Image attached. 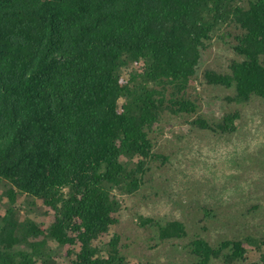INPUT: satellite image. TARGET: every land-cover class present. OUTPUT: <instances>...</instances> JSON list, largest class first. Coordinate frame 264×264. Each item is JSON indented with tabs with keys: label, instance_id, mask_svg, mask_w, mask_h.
Segmentation results:
<instances>
[{
	"label": "trees",
	"instance_id": "16d2710c",
	"mask_svg": "<svg viewBox=\"0 0 264 264\" xmlns=\"http://www.w3.org/2000/svg\"><path fill=\"white\" fill-rule=\"evenodd\" d=\"M238 1L0 0V183L7 198L0 264H57L47 239L66 249L71 264H132L119 253L118 234L93 241L117 222L113 190L139 189L155 157L153 125L165 112H196L186 90L219 23L242 29L234 49L243 60L229 74L205 70L204 78L234 85L239 101L264 100V0L248 8ZM138 62L144 71L122 84V69ZM235 118L218 128L226 131ZM194 124L211 127L201 118ZM22 197L26 212L40 200L54 213L45 230L20 213ZM157 227L161 239L184 234L177 221ZM222 245H232L228 261L242 256L240 243ZM193 253L207 264L221 247L197 240Z\"/></svg>",
	"mask_w": 264,
	"mask_h": 264
},
{
	"label": "rangeland",
	"instance_id": "374dc122",
	"mask_svg": "<svg viewBox=\"0 0 264 264\" xmlns=\"http://www.w3.org/2000/svg\"><path fill=\"white\" fill-rule=\"evenodd\" d=\"M253 1L239 0L238 4L248 8ZM241 34L239 25L230 20L210 33L186 90L196 112H165L153 125L149 137L155 157L136 192L113 190L120 204V210L113 213L117 222L94 245L105 244L118 234L119 253L132 264H198L201 258L193 253L194 243L203 240L212 248L221 247L220 255L211 256L207 264H260L264 251V100L251 96L239 101L234 85L210 84L204 78L205 70L229 74L231 64L243 60L234 49ZM143 64L124 67L122 84L132 73L143 72ZM122 102L118 101V110ZM232 114L236 115L232 127L228 123L226 131L220 130L217 125ZM198 118L211 127L195 125ZM5 184L0 183V212L7 200ZM23 199L17 201L20 213L45 230L54 213L40 200L29 204L26 212ZM172 221L181 223L184 234L161 239L157 225ZM225 241L240 243L242 256L228 261L232 245L221 246ZM47 245L56 250L57 264H71L66 249L49 239Z\"/></svg>",
	"mask_w": 264,
	"mask_h": 264
}]
</instances>
